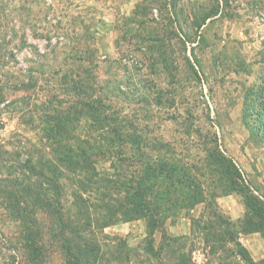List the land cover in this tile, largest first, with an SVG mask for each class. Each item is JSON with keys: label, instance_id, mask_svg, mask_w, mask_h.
Returning a JSON list of instances; mask_svg holds the SVG:
<instances>
[{"label": "rangeland", "instance_id": "374dc122", "mask_svg": "<svg viewBox=\"0 0 264 264\" xmlns=\"http://www.w3.org/2000/svg\"><path fill=\"white\" fill-rule=\"evenodd\" d=\"M113 125L119 137L108 154ZM216 149L243 176L245 195L264 200V0H0V182L30 183L38 195L31 203L16 191V204L40 221L45 264L64 259L45 201L63 206L62 218L96 243V264H179L183 252L190 264H216L209 245L230 243L215 209L251 259L235 255L234 263L264 264V228L244 232L250 246L241 241L246 208L219 187L209 161ZM81 151L95 183L66 166ZM163 158L197 167L203 201L167 209L158 200L151 222L121 214L129 206L123 187L103 178L124 181L134 202L141 189L163 190L165 180L152 177ZM10 187L0 186V264L9 260L7 240L25 239L24 221L5 203ZM79 195L84 210L73 205ZM51 223L57 233L49 235ZM203 227L212 231L206 240ZM167 237L188 239L170 248Z\"/></svg>", "mask_w": 264, "mask_h": 264}, {"label": "trees", "instance_id": "16d2710c", "mask_svg": "<svg viewBox=\"0 0 264 264\" xmlns=\"http://www.w3.org/2000/svg\"><path fill=\"white\" fill-rule=\"evenodd\" d=\"M108 134V139L110 142L109 148L106 150L108 154H112L115 150V147L113 146V141L115 139H118V130L113 125V127L110 128ZM71 152V151H69ZM81 155H78L82 158V160L79 161H69L66 159V166L73 167V168H80L84 171V175L80 178L83 181H87L88 183H95V179H98L96 176L95 171H90L89 168H85L83 165L87 166V153L85 151H81ZM69 155H67L68 157ZM84 158V159H83ZM209 161L211 164H214L216 167L215 170V179L216 181L220 182V186L222 187L224 184H226L227 189H233L239 196L244 200H242V203L244 204L246 208V213L244 214V219L240 225V231L241 232H252V231H261L264 228V200L258 201L254 198H252L250 195H245L247 192H250L251 190L244 184V178L241 175V173L237 170L235 164L233 161L226 157L224 154H222L219 150H214L211 155H209ZM83 164V165H82ZM160 173L157 175H153L154 178L153 184L158 182V180H165L162 183L163 190L160 191L158 194H155L150 191V193H147L146 190H142L141 192L137 193L138 198L133 202L132 201V195H130L127 191V187L124 181L119 182V178H103L105 183L109 186H115L119 184V186L123 187L121 190H123V198L127 201L128 205L124 208V213L121 214H140L139 216H147L149 219L153 217L156 213V209L158 207V200L161 201L162 205H165L164 208L169 209H176L178 207L179 202L183 201L186 202L194 201V203H200L203 201V189L201 184L199 183V179L196 175L197 167L194 168L193 166L188 169L187 167H183L181 165H177V163L174 162V160H169L167 158H163L160 161ZM213 171V170H212ZM214 172V171H213ZM96 177V178H95ZM95 178V179H94ZM100 179V178H99ZM148 178H143L144 181H146ZM158 179V180H155ZM10 185L14 192H10V194H4L5 197V203L8 209H12L16 214L18 215V218L22 221H24V224L22 228L24 229V240L21 242V246L12 243L10 239H8L9 249L11 252H9L8 261L6 264H45V254L47 253L46 248L44 245L40 242L43 239V234L41 231L40 221L36 218H34L33 215L28 216L26 214V218H24L23 210L20 209L18 204H16V197L19 196L16 191H22L26 190L28 192V196L30 197L31 203L33 201H36L38 199V195L36 193H33L31 190L30 183L27 184L24 188H22V184L18 182L17 180L13 183H11L10 179L7 178L0 182V186L3 185L5 182ZM32 182V180H31ZM153 184L149 185L152 189ZM20 187V188H19ZM148 188V187H147ZM256 191V189H254ZM3 194V193H2ZM175 195H181L175 196ZM134 197V195H133ZM260 197H264V195H261ZM14 199L13 203L11 201ZM139 199H142V201ZM180 200V201H179ZM75 202H73V205L77 207L79 210H84V199L82 196L79 195V197H75ZM23 202V200H22ZM44 208L43 206H39V209H46L50 212V215H52L54 218L57 219V225L56 229L59 230L58 233L54 229V224L51 223L48 227V231H46V234L51 235L52 233H57L58 237L56 236V239L58 241V246L61 250V253L63 255V264H96L97 258L91 257V253L98 250V246L94 242H90L88 239H84L82 234L79 235L76 232L80 230L79 223H76V221H72L71 219H63L61 214V209L63 206L56 207L54 206L53 202L49 203L47 201L44 202ZM125 203V202H124ZM57 205H60L58 202H56ZM134 204L137 206L133 209ZM27 203L22 206L25 207ZM33 206V204H31ZM41 207V208H40ZM26 208V207H25ZM60 209V210H59ZM138 212V213H136ZM143 212V213H142ZM142 213V214H141ZM250 213V214H249ZM138 216V215H137ZM256 218L255 220H253ZM212 219L214 220V223L218 228H222L223 231H225V235L227 236V242L230 243L229 247H226L225 245H222L221 247H215L214 244L211 243L209 245V254L212 257V259L216 260V264H235L234 263V256L239 255L240 258L245 263H250L251 259L250 256L247 253V250L245 247L240 243L238 239V235L234 233L232 229H230L229 222L215 209L212 211ZM70 221V222H69ZM151 222V219L149 220ZM262 221V222H261ZM208 222V221H207ZM205 222L206 226L209 225L210 227H213V224L211 222ZM157 226V225H153ZM215 226V227H216ZM74 227L77 228L73 232L76 234L74 237L71 235H66L70 230H67V228L72 229ZM208 228V229H207ZM203 229H207V232L204 236V240L209 238L211 235V230L209 227H203ZM221 229V230H222ZM220 230V231H221ZM34 236L37 237V241L34 240ZM55 236V235H54ZM214 239H217V235H213ZM188 238H166V242H168L167 246L172 248L173 246H183V243L187 241ZM218 240H220L218 238ZM232 240V241H231ZM170 241V242H169ZM181 246V247H182ZM24 250L25 256H20L21 260L19 259V249ZM148 249V248H147ZM152 247L150 246L148 251H151ZM28 251V254L26 253ZM44 253V254H43ZM43 254V255H42ZM42 257V258H41ZM177 261L179 264H188L190 260V256L188 252H183L180 254V256L177 258ZM243 262V263H244ZM190 264V263H189Z\"/></svg>", "mask_w": 264, "mask_h": 264}, {"label": "crops", "instance_id": "0c3cea01", "mask_svg": "<svg viewBox=\"0 0 264 264\" xmlns=\"http://www.w3.org/2000/svg\"><path fill=\"white\" fill-rule=\"evenodd\" d=\"M252 237H253L252 234L244 233L242 234L241 241L243 242L245 246H250Z\"/></svg>", "mask_w": 264, "mask_h": 264}]
</instances>
